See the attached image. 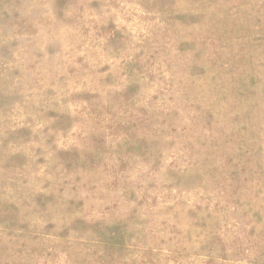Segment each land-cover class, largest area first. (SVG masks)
<instances>
[{
    "label": "rangeland",
    "instance_id": "374dc122",
    "mask_svg": "<svg viewBox=\"0 0 264 264\" xmlns=\"http://www.w3.org/2000/svg\"><path fill=\"white\" fill-rule=\"evenodd\" d=\"M0 264H264V0H0Z\"/></svg>",
    "mask_w": 264,
    "mask_h": 264
}]
</instances>
